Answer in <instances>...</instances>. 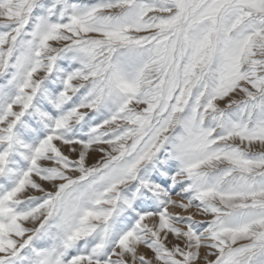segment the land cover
I'll use <instances>...</instances> for the list:
<instances>
[{"label":"snow or ice","instance_id":"1","mask_svg":"<svg viewBox=\"0 0 264 264\" xmlns=\"http://www.w3.org/2000/svg\"><path fill=\"white\" fill-rule=\"evenodd\" d=\"M0 264H264V0H0Z\"/></svg>","mask_w":264,"mask_h":264}]
</instances>
